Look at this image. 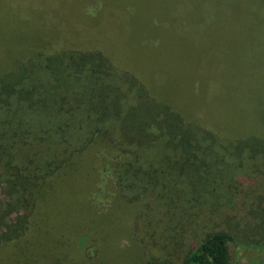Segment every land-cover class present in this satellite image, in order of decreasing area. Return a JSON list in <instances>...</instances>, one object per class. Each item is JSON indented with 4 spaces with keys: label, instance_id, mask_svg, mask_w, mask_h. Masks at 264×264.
<instances>
[{
    "label": "trees",
    "instance_id": "16d2710c",
    "mask_svg": "<svg viewBox=\"0 0 264 264\" xmlns=\"http://www.w3.org/2000/svg\"><path fill=\"white\" fill-rule=\"evenodd\" d=\"M231 20L229 0H0V264H70L38 222L64 200L99 213L95 195L143 254L264 252V120L205 112L240 93L214 76Z\"/></svg>",
    "mask_w": 264,
    "mask_h": 264
},
{
    "label": "rangeland",
    "instance_id": "374dc122",
    "mask_svg": "<svg viewBox=\"0 0 264 264\" xmlns=\"http://www.w3.org/2000/svg\"><path fill=\"white\" fill-rule=\"evenodd\" d=\"M229 1L236 21L228 23L231 41L226 58L214 59L213 66L216 69L214 76L218 80H226L228 86L240 81V93L238 91L235 96L239 101L236 102L230 92L228 95L226 92H214L205 112L212 119L222 117L220 121L225 128L238 124L260 129L258 123L264 120V73L261 72L264 71V0ZM87 32L81 30L80 34L90 35ZM251 32L256 35L250 37ZM97 33L100 39L96 41L100 46H116L118 49V38L108 37L104 26ZM95 198L93 203H96L99 213L83 208L82 204L64 200L59 205H50L46 210L49 217L38 222L51 238H63L59 240L70 264H181L183 247L177 255H151L146 248L143 254L140 244L131 235L127 236L130 227L127 216H118L116 206L103 212L107 206L106 199L101 200L97 195ZM189 244L192 241L184 246ZM253 263L264 264V252L256 253L250 259H241V264Z\"/></svg>",
    "mask_w": 264,
    "mask_h": 264
}]
</instances>
